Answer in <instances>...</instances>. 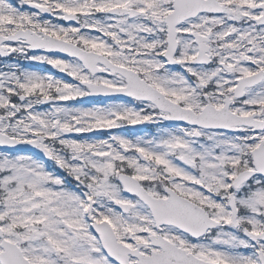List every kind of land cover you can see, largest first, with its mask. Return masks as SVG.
<instances>
[{
	"label": "rangeland",
	"instance_id": "374dc122",
	"mask_svg": "<svg viewBox=\"0 0 264 264\" xmlns=\"http://www.w3.org/2000/svg\"><path fill=\"white\" fill-rule=\"evenodd\" d=\"M23 1L0 0V36L27 28L38 33L45 31L67 42L78 43L85 50L109 55L118 65L130 69L132 66L138 69L147 66L151 71L144 72L145 79L170 93L175 94L177 83L184 81L181 73L165 69L159 60L162 39L157 32L160 25L156 27L155 24L154 36L150 39L152 52L145 45L139 46L146 39L143 30L147 21L143 17L165 12L168 9L165 3L169 0H44L47 5L43 6L54 11L51 17L24 8ZM252 1L241 0L242 3ZM122 3L137 5L145 14L130 19L108 13L110 8ZM145 9H149V13ZM63 11L76 14L78 21H62ZM240 13L252 18L257 15L251 10L237 12V16ZM246 32L231 36L230 45L237 44L238 38L244 39ZM224 33L220 31L219 38L227 41L226 36H222ZM248 33L247 37L256 38V32ZM117 42L123 51L116 46ZM1 46L7 55L0 58V131L12 130L22 139L29 138L30 133L41 134L52 156L44 165L40 159L0 149V226L4 236L16 241L33 264H111L101 245L92 241L94 236L89 232V221L93 219H110L119 240L130 248H136L142 242L140 251L144 254L159 250L148 241L149 233L158 234L153 218L137 196L125 193L113 177V156L149 189L150 182L159 183L160 188L170 186L185 197L209 205L216 218L226 219L228 223L231 217L227 196L238 192V206L245 212L241 221L249 222L256 231H261L264 221L258 214H262L264 208V175L254 176L251 184H247L251 191H247L245 185L242 190L241 186L236 189L233 184L240 170L252 167L250 151L264 140V131L197 130L193 126L168 125L160 118L161 112H166L157 111L155 105L150 106L148 102H142V106L129 105L121 100L86 102L83 99L86 89L79 79L107 85H119L123 81L114 74L91 75L76 58L29 51L27 43L21 39L3 42ZM226 47L230 46L221 49ZM135 48L138 50L136 55ZM183 51L187 55L193 53V50ZM44 64L55 68L46 70ZM188 68L192 71L189 73L201 79L204 85H210L211 80L214 83L217 79L219 82L228 80L222 64ZM63 70L69 71L70 79L58 75ZM246 71L253 69L248 67ZM185 84L190 91L173 98L197 111L206 100L198 98L196 88L191 90L189 84ZM55 91L61 100L43 105L41 97ZM9 93L12 97H8ZM21 95L24 100L15 99ZM262 100L264 94L258 95L256 89L249 90V104ZM148 117L153 124L146 129L135 133L114 131L125 122ZM64 129L74 133L66 135ZM188 145L187 153L196 161L193 166L177 160L179 155L186 154ZM141 153L145 160L141 159ZM101 176L106 178L103 195H99L98 187ZM71 186L86 192L81 194ZM90 187L93 194L87 191ZM90 196L95 205L88 220L83 210L87 209ZM113 199L132 203V211L128 214L120 212ZM226 227L228 231L221 228L212 243L202 245L190 241L174 227L163 226L161 232L201 258L225 264H257L254 247L244 250L245 240L237 237L232 226ZM239 245L241 251L237 249ZM137 261L138 258L130 256L131 264H138Z\"/></svg>",
	"mask_w": 264,
	"mask_h": 264
},
{
	"label": "flooded vegetation",
	"instance_id": "af4514ba",
	"mask_svg": "<svg viewBox=\"0 0 264 264\" xmlns=\"http://www.w3.org/2000/svg\"><path fill=\"white\" fill-rule=\"evenodd\" d=\"M252 8H254V7H252ZM209 14L210 13H206V12L200 13L197 17L189 18V19L181 22L177 26L176 58L180 62H182V63H186V62L195 63L194 60L196 61V59L193 60L194 57L190 58L187 54L182 55V50L185 47H188L187 50L192 51V48H189V46H187V44L188 45L190 44L191 47H193L197 50L196 55H195V58H196V56L198 54V47H199V41H197V39L195 37L196 34H201L204 37H208L207 42L210 45L209 63L216 64L219 61L222 65H224L225 62L222 61V59H221L222 56H226L228 58L227 59L228 61L231 59H233V60H235V59L231 56L225 55L224 52H226V51H222V53H218L217 51H213L212 45H213V43H217V42L214 41V38H213L212 33H211L212 31L223 29L227 25H235V24L239 23L240 20H242L244 23V26L247 28V31H253V32H256L258 34L264 32V25L261 24V22L259 21V16H257V17L254 16L253 18L252 17L251 18H249V17L242 18V17H235L233 14H231L227 18V20L224 21V19L219 18L218 14H210L211 16H208ZM207 16H208V18H207ZM184 29H186V31H184ZM238 29L241 30V28H237V27L233 26L234 32H236ZM185 37H187L189 39V43L187 42ZM253 42L255 44L251 45V47L248 48L247 53L250 55V54L257 51L256 57L257 58H263L262 52L257 50V43H263L264 38L257 36L253 40ZM165 44H166L167 48L170 46V38H169L167 31H166V35H165ZM173 45L174 44H172L171 46H173ZM240 60L242 62L247 61V58L245 56H241Z\"/></svg>",
	"mask_w": 264,
	"mask_h": 264
},
{
	"label": "water",
	"instance_id": "95a60500",
	"mask_svg": "<svg viewBox=\"0 0 264 264\" xmlns=\"http://www.w3.org/2000/svg\"><path fill=\"white\" fill-rule=\"evenodd\" d=\"M179 0H177V2H178ZM173 195V194H172ZM168 203H166V205H167ZM181 206H183V205H181ZM167 206H165V208H166ZM156 208L157 209H160V210H163V209H165V208H161V207H159V206H156ZM189 208H195L194 207V205L193 204H190V203H186V205H184L178 212L176 211V209H169L170 211H167V214L170 212L173 216H174V218H171L170 216H168L170 219H168V217L166 218V216H165V214L163 215L162 213H160V217L161 218H163V221H169L170 223H178L179 224V221L181 222V220L182 219H184L185 217V212H186V210H188ZM180 215H178V214ZM201 213V215H203V216H205L202 212H200ZM192 215V218L194 219V220H199V219H204V218H200L201 216H200V214H198V213H194V214H191ZM189 221H192L191 219H189L188 220V222ZM175 253H176V255L179 257V259H181V261H182V253H181V251L180 250H176V249H172Z\"/></svg>",
	"mask_w": 264,
	"mask_h": 264
}]
</instances>
